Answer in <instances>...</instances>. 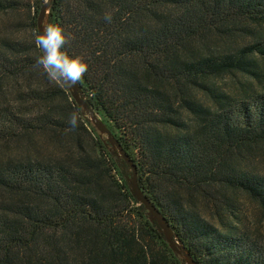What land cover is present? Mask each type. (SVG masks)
<instances>
[{
	"label": "trees",
	"instance_id": "trees-1",
	"mask_svg": "<svg viewBox=\"0 0 264 264\" xmlns=\"http://www.w3.org/2000/svg\"><path fill=\"white\" fill-rule=\"evenodd\" d=\"M43 2L0 0V264H184L69 86L33 67ZM48 24L71 34L80 94L194 260L264 264V0H52Z\"/></svg>",
	"mask_w": 264,
	"mask_h": 264
},
{
	"label": "water",
	"instance_id": "water-1",
	"mask_svg": "<svg viewBox=\"0 0 264 264\" xmlns=\"http://www.w3.org/2000/svg\"><path fill=\"white\" fill-rule=\"evenodd\" d=\"M52 0H44L42 3L36 19V28L38 34L43 31L45 25H47V20L49 16V9ZM69 90L71 92L74 100L81 105L82 110L88 115V119L94 128L97 130L98 134H106L107 140L110 143L111 147L115 149V153L119 156L120 159L130 168L131 170V183L129 189L137 201L144 206L147 211L148 217L150 220L155 221L158 225V230L163 234L165 241L171 248V250L183 261L184 264H198L190 252L177 240L174 235L169 223L163 216V214L159 211V209L152 203V201L143 193L141 188L137 182V168L136 164L133 162L131 157L125 151L123 146L117 140V138L112 134L106 124L103 122L101 118L97 116V114L91 109L82 95L79 92V85L69 86ZM99 135V136H100Z\"/></svg>",
	"mask_w": 264,
	"mask_h": 264
},
{
	"label": "clouds",
	"instance_id": "clouds-1",
	"mask_svg": "<svg viewBox=\"0 0 264 264\" xmlns=\"http://www.w3.org/2000/svg\"><path fill=\"white\" fill-rule=\"evenodd\" d=\"M104 19L111 22L112 15L106 14ZM70 40V33H66L62 26L53 24L45 25L35 37V45L42 55L36 57L33 67L41 69L50 82L61 86L77 85L88 71V64L82 57L68 54L66 45ZM79 122V114L73 112L68 121L70 130L78 128Z\"/></svg>",
	"mask_w": 264,
	"mask_h": 264
},
{
	"label": "rangeland",
	"instance_id": "rangeland-1",
	"mask_svg": "<svg viewBox=\"0 0 264 264\" xmlns=\"http://www.w3.org/2000/svg\"><path fill=\"white\" fill-rule=\"evenodd\" d=\"M11 21L12 19L10 18L9 14H0V34L1 35H10L11 31H12V27H11ZM216 83L218 85H222L224 86L225 88L228 89V87H230L231 84H233V80H231L230 78H220L218 80H216ZM196 95L198 97H203L204 98V95L202 92L200 91H197L196 92ZM205 100V99H204ZM98 116V115H97ZM99 117V116H98ZM100 118V117H99ZM100 135V134H99ZM101 139L106 143V145L113 150V152L115 153V149H113L110 145V143L108 142L107 140V136L106 134H101L100 135ZM44 140V138H43ZM46 140V138H45ZM23 146H24V143H23ZM20 150H18L19 152ZM117 156V155H116ZM119 159L120 157L117 156ZM124 163H121L120 162V168L122 170V173H123V176L126 180V183L130 185L131 183V180H130V177H131V170L130 168L124 164ZM260 167L261 168H264V162H261L260 164ZM240 209H239V216L241 217V220H242V223L246 226H248V228L252 229L254 227H259L260 230H263V228L261 227L262 224L259 225V223H257L256 221V215H257V209L255 208V206L250 202L248 201L247 199L243 198V197H239L238 198V201H237ZM202 214L208 218L209 220L211 221H214V222H217L219 221L218 217L217 216H212L210 214V212H208L207 210H202Z\"/></svg>",
	"mask_w": 264,
	"mask_h": 264
}]
</instances>
